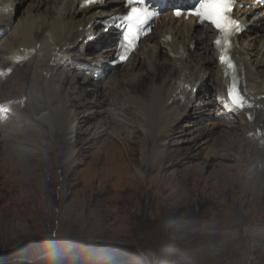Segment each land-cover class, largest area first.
I'll return each instance as SVG.
<instances>
[{"label":"rangeland","instance_id":"obj_1","mask_svg":"<svg viewBox=\"0 0 264 264\" xmlns=\"http://www.w3.org/2000/svg\"><path fill=\"white\" fill-rule=\"evenodd\" d=\"M30 3L20 10L12 24L27 14ZM9 18L0 21V44L11 29L6 27ZM70 63L68 68L73 72L78 66L73 60ZM119 66L103 79H95L105 89L101 96L118 89L115 93H119V100L125 99L121 91H127V83L116 85L111 78L125 74L131 66ZM146 72L144 87H149L152 74L150 70ZM261 79L264 78L260 76ZM108 83L114 87L111 89ZM216 87V81L209 78L206 91L211 96H205L203 102L214 101L221 121H232L216 101ZM5 91L0 90V124L4 125H0V137L13 128L12 132L21 133L22 143L19 153L7 148L8 153L14 152L12 156L0 148V264L14 260L36 262L32 254L35 248L43 250L45 260L53 255L51 264H264V238L248 231L264 226V189L244 184L246 175H256H252L251 165L255 167L254 160L261 162L264 152L260 150L257 156L252 148L243 151L248 143L243 144L240 126L234 132V123L223 124L222 128L228 131L226 138L210 141L212 137L207 136L209 141L205 144L204 138L190 141L196 135L192 134L195 131L190 132L194 126L176 128L175 131H183L176 137L162 139L169 159L155 168L157 159L150 154V144L156 137L147 134L150 129L142 111L138 113L142 120L133 119L129 112L135 106L133 103L106 106L105 101H111L108 94L104 103L99 101L102 106L96 107L94 93H75L72 97L77 100L68 107L69 114L73 113L68 127L70 130L82 118L78 129L66 134L62 124L40 122L45 128L37 126V131H31V106H5L6 100L1 101L9 97ZM84 97L90 104L81 105ZM115 108L122 116H118L119 124L112 117L111 125L119 131L109 129L102 136L97 134L93 125H103L102 114L84 122L88 112ZM214 117H204L198 126L210 125ZM42 131H46V138L34 144L32 140L37 134L33 133L41 135ZM66 136L73 143L69 151ZM199 141L204 142L201 145ZM214 141L219 142L214 145ZM102 143L116 144L123 160L115 164L105 161L106 146ZM224 143L228 146L224 147ZM18 144L10 145L15 149ZM127 144L134 146L136 152L127 153ZM34 147L37 158H24L31 156ZM73 150L79 154L78 161L67 169ZM215 152L223 157L216 160L212 156ZM134 158L138 160H130ZM184 158L183 163L180 159ZM217 163L230 167L231 178L226 173L219 175ZM192 165H198L196 174L186 170ZM260 172L264 174V170Z\"/></svg>","mask_w":264,"mask_h":264},{"label":"bare ground","instance_id":"obj_2","mask_svg":"<svg viewBox=\"0 0 264 264\" xmlns=\"http://www.w3.org/2000/svg\"><path fill=\"white\" fill-rule=\"evenodd\" d=\"M28 1L31 3L28 5L27 14L21 17L17 24H12L13 19L16 22L17 14ZM121 2L122 0H102L88 5L85 0H0V21L10 17L6 27H11L6 40L0 44L2 45L0 48V90L5 89L9 96L1 101L6 100V104L10 106L17 104L23 106L24 109H26V104H29L31 110L28 113L34 120L31 131H37V126L43 129L44 126L40 123L42 122L62 124L66 134L69 132L72 134L73 130L78 129L79 120L82 119L78 118L76 120L78 124L75 126L72 124L69 130L68 126L73 113L69 114L68 107L74 104V100H77L75 96L72 97L75 93H78V96H86L89 92L94 93L96 98L93 105L96 107L102 106L99 101L102 99L104 103L103 100H106L104 98L108 94L111 101L106 100V106H116L120 102L122 106L133 103L138 106L129 109V112L133 114V119L142 120V116L138 114L142 111L141 115L150 129L147 130V134L149 132L151 138L153 135L156 137L155 142L150 137H146L148 144L150 140L152 142L150 145L153 144L150 154L157 159L155 168L169 159V156L165 155L162 139L178 136L183 130L175 131V129L184 126H194L190 132L195 131L192 134L196 135L191 136V142L204 138L205 142H199L205 144L209 140L226 138L228 131L222 128L223 124L232 122L234 132L240 126V132L244 134L243 144L248 143L243 151L252 148L255 153L260 150L264 152V79L259 80L260 76L264 78V9L238 10V15L250 25L249 32L238 38L236 50L232 52L239 80V91L246 97V107L240 110L230 107L231 100L228 95L230 76L225 74L220 61L222 53L218 51L213 42L216 33L210 27L195 24L193 20H175L171 13L161 16L153 32L140 41L138 48L126 60V67L131 66L128 68L129 71L111 78V81L115 80L116 85L123 81L127 83V91L123 92L124 89L121 91L125 99L119 100V93H115L118 89L114 91L112 89L114 86L111 87L109 83L108 87L112 90H108L101 96L105 89L98 86L99 83L95 79H103L109 71L114 69L107 62L111 61L117 52L116 39L118 38V32L107 29L102 20L123 10ZM71 60L82 67L78 66L72 72L68 68L72 64ZM142 67L145 69L142 70ZM146 70H150L152 74V85L149 87H144ZM75 72H79V75ZM211 77L216 81L218 90L216 101L223 109V113L231 116L232 121H221V117L217 116L219 108H215L214 101L203 102L205 96H211L209 95L211 92L206 91V82ZM83 102L81 105L86 106L91 101L89 102V99L84 97ZM118 108L121 109V107ZM115 110L116 108L112 111L88 112V118L84 122L102 114L103 125L98 128L100 122L93 125L97 129L96 133L102 136L109 129L116 132L117 126L111 125V119L113 117L118 122V116L121 113H116ZM109 113L111 114L108 115ZM208 116H215L214 122L210 125L198 126L201 120ZM35 120H38L39 124ZM165 122L171 125L166 124L165 126ZM142 127L144 128V125ZM82 129L83 127L80 130ZM12 130L13 128L0 137V148H5V154L9 156H12L14 152L8 153L7 148L17 150L16 153H19L22 143L19 140L21 133L12 132ZM42 132L41 135L37 132L33 133V135L37 134L32 140L34 144L41 143L42 139L46 138V131ZM207 136L212 138L208 140ZM65 139L66 149L69 151L73 143L67 136ZM81 140L82 138L79 137L77 142L80 143ZM13 142H19L15 149L10 145ZM218 142L214 141V145ZM102 146H106L104 148L105 161L116 163L117 160H123V154L119 153L120 148L116 144L109 146L107 143H102ZM223 146L228 145L224 143ZM135 150L134 146L126 145L127 153L130 154ZM77 151H70L71 156L66 164L67 169L78 161ZM31 152V156H24V158H37L35 147ZM111 154H114V157ZM259 154L257 153V156ZM212 156L216 160L223 157L216 152ZM260 157L261 162L254 160L255 167L251 165L252 175H256H246L244 184L262 190L264 189V174L260 170H264V156L260 155ZM130 160L135 162L138 159ZM180 160L184 163L185 158ZM217 166L216 170L219 175L226 173L228 177L230 176L228 175L230 167H225L221 163H217ZM197 167L198 165H192L186 167V170L197 173ZM262 194L264 196V191ZM248 231L254 236L264 238V226H257Z\"/></svg>","mask_w":264,"mask_h":264},{"label":"snow or ice","instance_id":"obj_3","mask_svg":"<svg viewBox=\"0 0 264 264\" xmlns=\"http://www.w3.org/2000/svg\"><path fill=\"white\" fill-rule=\"evenodd\" d=\"M88 5H92L96 0H85ZM236 0H199V4L191 13L201 18L202 21L211 22L218 29L222 35L215 41V44L221 48L222 51L227 50L232 46L230 37L238 34L242 26L239 21L233 18V9ZM128 11L125 15L120 17L123 22V36L120 41L123 53L119 56L121 62L127 59L128 49L134 48L144 31V26L148 21L156 15L151 12L146 3V0H127ZM176 17L183 15L182 10L175 11ZM220 61L227 65L228 69L233 72V82L228 90V95L231 100L230 107L232 109H244L246 107V97L239 91L237 87L235 64L226 55H221Z\"/></svg>","mask_w":264,"mask_h":264},{"label":"trees","instance_id":"obj_4","mask_svg":"<svg viewBox=\"0 0 264 264\" xmlns=\"http://www.w3.org/2000/svg\"><path fill=\"white\" fill-rule=\"evenodd\" d=\"M32 254L35 257L36 262L33 263H27L24 260H14L11 263H4V264H51V260L52 258H54L53 255H50V259L49 260H45L43 259V250H40V248H35L32 250ZM56 259V258H55ZM67 264V263H65Z\"/></svg>","mask_w":264,"mask_h":264}]
</instances>
